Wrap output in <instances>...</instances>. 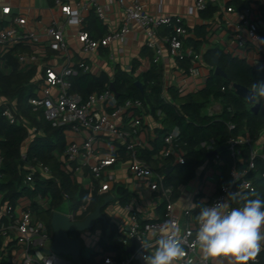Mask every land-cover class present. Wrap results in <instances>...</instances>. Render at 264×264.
<instances>
[{
    "label": "built area",
    "instance_id": "obj_1",
    "mask_svg": "<svg viewBox=\"0 0 264 264\" xmlns=\"http://www.w3.org/2000/svg\"><path fill=\"white\" fill-rule=\"evenodd\" d=\"M118 1L125 3V0ZM222 1L194 0L191 12L204 11L210 4L222 6ZM55 3L68 21L76 23L83 21L82 12L90 5V3H81L72 6L63 0H55ZM95 5L99 18H104L107 7L97 3ZM227 10L232 11L234 7L227 6ZM0 13L10 15L11 6L0 4ZM242 13V25L238 26L237 32L230 35L226 52L243 58L245 50L250 45L255 46L258 52H264V34L260 31L264 27V23L261 18L255 17L254 9L248 4L243 6ZM134 22L146 31L147 46L153 51L150 57L152 63L179 64L182 61L190 60V67L184 68L182 77L173 85L180 95H186L205 86V78L209 75L210 68L203 66L201 51L196 49L193 44L187 43L190 32L183 16L152 14L146 10L142 0H132L125 7L123 24L119 30L108 32L99 38L94 37L88 30H80L78 40L82 53L89 55L96 52L100 46H108L117 40L125 41L132 32ZM26 23L25 16H15L7 25L0 27V55H6L19 44L36 46L39 43L40 36L37 32L20 29L24 28ZM165 27L168 29V33L160 34V29ZM46 33L54 39L55 48L65 54L66 63L60 68L53 65L44 66L45 76L38 79L39 87L36 95L31 97L29 102L35 109H43L45 117L55 127L65 131L68 139L65 149L66 164L72 166V171L88 169L92 178L91 190L104 195V197L112 194L113 197L109 202L113 204L109 206L114 207L117 202H115L116 195L112 193V189L117 178L111 172V168L115 164L127 160L129 174L147 180L148 188L154 198L152 207L161 209L164 206L162 213L150 215L143 214L131 203L125 204L124 209L128 213V218L118 222L119 228L116 232L109 225L106 237L113 238L107 241V244L119 245L124 252L122 251V254L107 252L97 242L93 245V254H95L97 263L145 264L141 259V255L146 254L141 250V241L153 245L154 248L156 240L161 235L176 230L184 239L186 251V256L179 264H205L199 248L194 246V236L198 228L196 216L200 211V206L196 204L204 203L210 206L217 202H224L227 200L229 192H254L255 184L249 174L256 169L257 157L264 161L263 148L257 147L256 140L250 136L247 129L238 135L231 136L228 139V149L233 158V165L227 179L220 182L222 169L220 166L216 169L212 166L216 162L220 164L219 155L216 154L212 164L207 161L200 167L193 181L191 200L186 205L180 206V192L166 180L170 165L184 164L186 160V150L181 144L179 126L175 125L163 134L161 147L152 155L154 164L140 156V152L145 148L154 149L152 144L146 146L138 137L144 125V116L148 113L153 114L151 106L141 98L120 100L110 87L87 95L73 91L72 78L81 72H91V66L84 58L74 63L70 61L71 51L65 39L63 23L54 21L46 28ZM164 46L167 54H165ZM16 56L22 69L36 67L40 61L35 50L18 51ZM258 61L254 60L253 65L257 66ZM147 69L148 66L145 70ZM165 97L168 101H172L169 95ZM3 102L9 104V100L4 101L0 96V105ZM156 114L158 122L162 124L164 113L161 109H157ZM210 114H213V111L210 110ZM4 115L11 123L16 121V114L10 105L5 107ZM228 127L233 130L236 128V124L229 122ZM99 135L108 140L106 147L111 149V152L106 155L100 154ZM102 141H104L103 138ZM117 142L123 146L124 152L115 147ZM215 143V140L211 139L209 142H203L202 146L208 151H213ZM245 146L250 147L251 150L248 160L244 158ZM21 154L23 158L26 157L25 151H22ZM2 165L3 155L0 150V178L3 176ZM31 169L32 171L27 174L29 182L33 181L36 169L45 176L50 174L49 167L42 163H38ZM262 177L264 178V171ZM210 178L216 180L218 183L216 187L210 186ZM63 195L64 202L70 205L69 211L64 213L71 220H82L92 212L89 209V204H80L75 208L71 204L69 196L66 193ZM2 197L0 193V202ZM34 200L43 204L41 196L35 199L22 196L16 204L6 201L0 206V263L10 261L7 252L16 248H10L14 243L22 248L20 264H76L63 255L46 252V249L52 245L53 235L47 222L34 211ZM229 205L230 208L241 206L236 201H229ZM111 221L114 220L111 219ZM133 238H137V242L134 249L128 252L127 248L132 245ZM258 261L259 257H257ZM206 264H229V260L226 257H220L209 260Z\"/></svg>",
    "mask_w": 264,
    "mask_h": 264
},
{
    "label": "trees",
    "instance_id": "obj_2",
    "mask_svg": "<svg viewBox=\"0 0 264 264\" xmlns=\"http://www.w3.org/2000/svg\"><path fill=\"white\" fill-rule=\"evenodd\" d=\"M217 10V6L210 4L202 12V16L209 19ZM89 30L95 32L96 37H102L106 32L105 26L97 17L91 19ZM206 32L205 25L199 26L196 33L200 39L190 38L187 43L193 44L199 50L206 39ZM19 46L20 44L16 45L6 55H0V96L4 101L9 100V104L3 102L0 105V150L3 155L1 168L3 176L0 178V193L3 197L0 206L6 201L16 204L22 196L32 199L38 196L43 199L48 197L49 208H43L39 202L34 200L33 209L47 222L53 235L50 224L51 215L54 210H59L64 204V193L69 196L73 207L89 204L90 211H94L97 205L102 204L104 195L84 188L72 179L69 171L62 169L63 162L60 156L67 147L66 133L62 128L55 127L45 117L43 109H35L30 104L29 100L36 95V89L39 86V82L33 80L37 68L35 66L29 69L20 68L16 56L20 51ZM203 62L210 68L205 86L183 96L174 86H170L168 95L172 101H168L163 95V68L157 64H153L151 68L136 76L137 64L134 65L131 73L117 66L112 77L105 72L99 75L81 72L72 78V90L87 95L103 91L114 83L120 100L141 98L151 106L155 116H157V109H161L164 113L163 128L153 141L154 149L145 148L140 152V156L153 164L152 155L161 147L163 134L173 126H179L181 144L186 150V160L184 164L170 165L168 170L171 169V171L166 174L167 183L173 185L176 190L192 181L197 176L200 167L207 161L213 163L216 156L209 158V151L202 146V143L214 139L215 149L219 148L217 155H219V166L222 169L221 182L227 179L233 165V158L228 149V139L242 133L245 129L254 140H257L264 132V101H261L259 109L253 110V103L239 96L233 84L241 83L250 88L254 82L264 81V67L251 65L246 59L235 57L219 46L206 50L203 54ZM180 65L188 69L190 60L180 62ZM216 67H220L226 76L216 74ZM136 80L143 83V90L138 87ZM216 101L221 104V111L213 114L206 112V109ZM7 105H10L16 114L17 118L14 123H11L4 115ZM229 122H234L236 128L230 130ZM31 133L32 136H30ZM26 142H28L25 148L26 157L23 158L21 153ZM262 148L264 151V143ZM250 155V147L245 146L244 158L248 160ZM38 163L48 166L51 176H45L36 169L33 181H27V174L32 171L31 167H36ZM263 171L264 161L257 157L256 169L249 174L255 184V191H243L241 194L248 195L250 199L264 200ZM115 190L122 199V204L131 201L132 192L128 188L117 183ZM236 202L242 206V201ZM162 207L161 210L164 211V206ZM106 223L107 221L105 225ZM71 236L79 237L80 234L73 233ZM258 257L257 264H264V247ZM82 262L83 264H98L95 254L89 258L82 256Z\"/></svg>",
    "mask_w": 264,
    "mask_h": 264
},
{
    "label": "crops",
    "instance_id": "obj_3",
    "mask_svg": "<svg viewBox=\"0 0 264 264\" xmlns=\"http://www.w3.org/2000/svg\"><path fill=\"white\" fill-rule=\"evenodd\" d=\"M63 1L70 3L72 6H77L81 3H90V5H88L82 12L83 21L81 23L68 21L60 7L56 5L55 0H0L1 5L11 6L10 15H4L0 13V27L7 25L15 16H25L27 18V23L24 28L20 29L35 31L40 36V41L36 46H31V44H20L19 46L20 51L30 52L32 50H35L39 56L40 61L36 66L37 73L33 78L35 82H38L39 78L45 76V65H53L57 68H60L66 63L65 54L55 48L54 39L46 33V28L50 26L54 21L64 24L65 39L71 51L70 61L74 63L77 60L84 58L91 66V73L95 75H99L105 72L112 77L117 66L131 73L132 68L137 64L138 68L135 72L136 76L139 75L142 71H145V68L147 66L149 69L154 64L150 61V57L153 54V51L147 46L146 31L143 27L135 22L132 24V32L128 35L125 41L117 40L111 42L108 46H100L96 52L89 55H85L81 51L80 43L78 40V32L82 29H85L88 30L94 37H96L95 32H91L89 30L91 19L93 17H97L106 28V32L102 36H104L108 32L121 29L124 19L125 7L129 5L132 0H125V3H120L118 0ZM93 1L97 4L107 7L104 18L101 19L97 15V8ZM142 3L144 4L146 10L152 14H171L183 16L184 22L189 28L190 32L188 39L197 38V40H199L200 38L197 37L196 30L199 26L205 25L207 31L206 39L199 48L202 53V58L206 50L211 47L219 46L226 51V45L229 43L228 41L230 35L237 32L239 29L238 26L242 25L243 6L247 4L252 6V8L254 9L255 17L257 19L261 18L264 23V0H223L222 6L212 4L214 6H217L218 10L214 14V16L209 19L203 18V11L191 12V7L194 5V0H142ZM231 5L234 7V10L228 11L227 6ZM260 31H262L264 34V27L261 28ZM166 33H168V29L166 27L160 29V34ZM165 48L166 47L164 46V49ZM244 53L245 55L243 58H245L249 64L253 65L254 60H259L257 66H264V52H258L255 46L250 45ZM165 54H167L166 49ZM239 58L242 57L239 56ZM149 61L151 62L150 65ZM157 65H160L163 68L162 70L165 92L164 95L168 96V88L170 86H173L175 82L178 81L180 77H182L185 69L180 65V63H158ZM203 66L208 67L205 63L203 64ZM29 68L31 67H27L24 69ZM208 76L205 78V83ZM221 108L218 112L221 111ZM158 121V117L153 115L152 113H148L144 116V125L138 137L146 146H149L151 144L153 145L154 139L159 136V131L163 128V123L160 124V122ZM32 135L33 134L31 133L30 136ZM102 138L104 139V141H102ZM107 141L108 140L105 137L99 135L101 155H106L111 152V149H108L106 147ZM262 142L264 143V134L261 136V138L256 140V144L258 145L257 147L262 148ZM27 145L28 142L23 145V151H25ZM115 145V147L119 149V151L124 152V148L119 142H117ZM60 159L63 162L62 169L69 171L73 180L80 183L84 188L91 189L90 185L92 184V178L91 173L88 169L83 168L76 171L74 170L75 172L72 171V166L66 164L65 151L60 156ZM111 172L117 178L112 189V193L116 195L115 202H117V205H115L114 207H108L110 204H113L111 202H108V204L103 207V212L106 216L108 214H111V219H113L114 221L108 222V216L106 225L102 220L97 221L98 228L96 229V231H94L95 233H93V236H95V238L93 239V244L95 245L97 242H99V244L105 251L110 253L122 254L121 246L107 244V241L112 240L113 238H106L109 230V225H111L116 232L119 228L117 226L118 222H121L128 218V213L124 209L125 204H122V199L116 193L115 185L117 183L121 184L132 192V199L128 203L133 204L143 214L153 215L162 213V210L159 209V207L157 209H154L152 207V205L154 204V198L148 188L147 180L136 178L129 174L127 160L115 164V166L111 168ZM46 176L51 175L49 174ZM193 181L194 179L188 184L179 187L178 191L180 192L181 196L179 200L180 206L186 205L191 200ZM209 183L211 184L210 186L212 188L216 187V185L218 184L216 183V180H214V178H210ZM42 201L43 204L40 203V205L43 208H49V198L46 197ZM105 209L108 210L107 213ZM90 230L92 231L93 229ZM83 233H80L81 237ZM106 245H109L110 247L108 248ZM12 247L16 248H13L9 252H7V256L10 257V261H3L0 264H20L22 248L14 243L11 244L10 248Z\"/></svg>",
    "mask_w": 264,
    "mask_h": 264
},
{
    "label": "clouds",
    "instance_id": "obj_4",
    "mask_svg": "<svg viewBox=\"0 0 264 264\" xmlns=\"http://www.w3.org/2000/svg\"><path fill=\"white\" fill-rule=\"evenodd\" d=\"M247 92L249 102L264 101V81L254 82ZM229 201L243 203L230 208ZM196 205L200 211L194 246L199 248L205 264L220 257L228 258L229 264H257L264 247V200L235 191L229 192L224 202ZM141 250L146 253L141 255L145 264H179L186 256L184 239L176 230L161 235L154 248L141 241Z\"/></svg>",
    "mask_w": 264,
    "mask_h": 264
},
{
    "label": "water",
    "instance_id": "obj_5",
    "mask_svg": "<svg viewBox=\"0 0 264 264\" xmlns=\"http://www.w3.org/2000/svg\"><path fill=\"white\" fill-rule=\"evenodd\" d=\"M215 73L226 76V73L220 68H215ZM136 84L138 87L143 90V83L140 80H136ZM110 88L116 93L119 97V93L117 92L114 83L110 84ZM233 88L237 92V94L247 100L249 88L241 83H234ZM248 101V100H247ZM249 102V101H248ZM253 103L252 109L257 110L261 106L260 103ZM219 151V148L209 151L208 157H212L216 155ZM171 171V169L167 170V172ZM113 196L107 195L104 198V202L95 207L94 211L89 213L82 220H71V218L64 212L55 210L52 212L50 224L53 231V240L50 248L46 249L47 253H57L60 255H69L70 259L76 264H83L82 262V248H83V240L82 237H72L73 233H83L87 230L93 229L97 223V221L102 220L103 222L107 221V216L103 212V207L108 204ZM137 242V238L132 239V245L127 248V251L130 252L134 249L135 244Z\"/></svg>",
    "mask_w": 264,
    "mask_h": 264
},
{
    "label": "rangeland",
    "instance_id": "obj_6",
    "mask_svg": "<svg viewBox=\"0 0 264 264\" xmlns=\"http://www.w3.org/2000/svg\"><path fill=\"white\" fill-rule=\"evenodd\" d=\"M220 108H221L220 107V103L216 101V102H214L212 104V106H210L209 108L206 109V112L209 113L210 110H211V111H213V113H217L220 110ZM263 134H264V132L260 135L259 138H261V136ZM212 166H213L214 169H216V168L219 167V164H218V162H216V163H213ZM108 207H110V206H108ZM69 209H70V205L68 203H64V204H62L60 206L59 211H61V212H68ZM105 211L107 213L108 210L105 209ZM107 216H108V222H110L111 221V214H108ZM97 224H98V222L96 223L95 228H93L92 231L91 230L86 231L82 235V238H83L82 239L83 240L82 256L84 258H89L93 254V245H94L93 244V239L95 238V236H93V233H95L94 231H96V229L98 228ZM63 256L70 259V256L69 255H63ZM14 262H15V260H14Z\"/></svg>",
    "mask_w": 264,
    "mask_h": 264
}]
</instances>
